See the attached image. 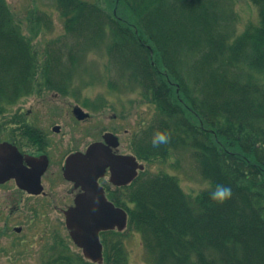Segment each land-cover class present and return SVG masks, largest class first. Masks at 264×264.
Instances as JSON below:
<instances>
[{"label":"trees","instance_id":"obj_1","mask_svg":"<svg viewBox=\"0 0 264 264\" xmlns=\"http://www.w3.org/2000/svg\"><path fill=\"white\" fill-rule=\"evenodd\" d=\"M139 1L128 5L141 20L139 37L112 25L108 33L114 38L111 60L122 64L156 100L159 118L148 136L171 133V142L159 148L148 138L141 154L165 159L170 153L189 152L210 187L191 199L166 175L140 183L132 198L131 231L134 227L143 234L156 264H264V0L260 26L233 42L227 31L217 29L222 14L212 16L204 30L197 25L209 18L210 10L203 6L207 0H185L186 6L169 22L147 17L165 14L167 0ZM58 4L69 17L70 31L81 23L74 31L81 36L102 34L92 30L84 14L98 11L102 20L98 4ZM5 9L0 5V107L12 103L27 81L33 82L32 67L38 60L32 47L21 45ZM199 9L204 16H193ZM205 115L214 124L209 129L219 131L216 136L205 129ZM216 184L232 189L223 205L209 198Z\"/></svg>","mask_w":264,"mask_h":264},{"label":"rangeland","instance_id":"obj_2","mask_svg":"<svg viewBox=\"0 0 264 264\" xmlns=\"http://www.w3.org/2000/svg\"><path fill=\"white\" fill-rule=\"evenodd\" d=\"M79 1L88 5L98 4V0ZM137 2L140 1L100 0L97 6L102 10L100 14L104 17L102 20L98 11H93L90 15L84 14L89 22L93 23L92 30H102V34L81 36L74 31H77L78 27H83L82 24L77 23L74 31H70V27H67L69 17L60 9L58 0H0V5L6 8L8 16L14 21L16 34L23 40L21 45L32 47L38 56V60H35L32 67L34 74L30 77L34 79L33 82L25 83L23 97L20 100L0 107V121H7L18 105H25L26 109L29 104H34L32 109L42 113L45 110L59 112L76 102L95 118L93 119L94 128L98 127L97 120H106L113 113L117 117L120 116L124 121L122 127L127 131L121 134L124 153L137 155L138 146L147 143V139L153 136L143 138L141 132L147 126L149 130H152L153 122L159 118L158 107L156 100L140 82L125 73L122 64L111 60L109 50L114 38L111 39L112 35L108 33L112 25L123 30L131 38L139 37L141 20L137 18V12L128 6ZM203 6L210 10L209 18H203V22H213L212 16L222 14L223 18H217V29L227 31L231 42L244 36L252 28L260 26L263 17L261 5L251 3L249 0H207L203 1ZM35 8H39V13L31 21L29 14ZM124 16L130 18L128 27L125 24L117 25L118 21L123 22ZM102 21H105L104 25L98 26L97 24H102ZM85 29H87L86 26ZM201 30L204 28L201 27ZM190 33L193 38L196 37L194 30ZM153 49L156 50L154 47ZM163 58L165 62L168 61L164 57V52H162V63L165 66ZM160 68L164 71L162 66ZM53 82V86L46 88L45 83L50 85ZM261 83H264V78H261ZM61 84L68 86L61 91L58 90L60 97L57 99L51 92H56L58 85ZM38 89L44 90L47 99H43L41 103L40 101L34 103ZM203 122L209 136H216L219 131L209 129L214 124L207 115L204 116ZM114 125L116 123L110 124L111 129L115 127ZM103 127L106 128V125L103 124ZM148 155L146 154L144 160L141 159L146 172L141 182L148 181L159 174L175 178L184 194L191 199L209 188L210 183L201 175L199 164L193 154L180 151L170 153L165 159H150ZM113 195L115 200L125 204L123 206L125 211L133 210L134 204L131 203L130 192H116ZM132 230L126 238L106 239L108 264H156V255L151 254L144 246L146 243L143 234L134 227ZM60 239L64 240L63 248L57 244ZM24 240L23 245L14 240L12 249H8L7 253L13 260L12 264H92L84 259L81 250L75 247L65 234L54 238L53 248L57 246V249H54V258L51 257L53 254L44 255V249L37 246L31 238H24ZM6 261L2 259L0 264H5Z\"/></svg>","mask_w":264,"mask_h":264},{"label":"flooded vegetation","instance_id":"obj_3","mask_svg":"<svg viewBox=\"0 0 264 264\" xmlns=\"http://www.w3.org/2000/svg\"><path fill=\"white\" fill-rule=\"evenodd\" d=\"M39 94V100L35 99L34 103L47 99L44 90ZM54 96L60 97L59 94ZM74 103L59 112L45 110L42 113L32 109L34 104H29L26 109H16L12 120L5 122L6 126H3L4 121L0 122L2 155L7 157L17 152L24 170H32L30 164L37 170H41L44 163L46 166L40 175L37 190L40 193L36 195L19 189L14 179H5L6 173H0V263L2 259H6L5 264H12V258L7 251L12 249L15 233L25 239L31 238L37 246L48 252L55 244V236L67 233L64 213L75 205L76 197L82 192L80 187H76L74 182L64 177L66 161L70 157L84 154L94 143H105L113 156L126 155L121 134L127 131L122 127L124 121L120 116L109 115L106 120H97L98 127L94 128L95 118L89 111L86 110L87 117L84 119L78 120L74 116L73 110L77 106ZM45 113L50 117L46 118L48 116ZM117 120L119 122H116ZM52 121L59 124L58 132L50 131L48 124ZM113 123L116 125L111 129L110 124ZM99 128L102 130L99 131ZM106 133L117 136L118 145L106 141ZM2 144H10L16 149L13 147L8 150L7 146L2 147ZM10 166V162L2 163V167ZM31 174L27 181L36 180V171ZM110 180L111 171L110 167H107L99 181L100 185L105 191H117L118 187L116 188ZM58 245H62L61 240Z\"/></svg>","mask_w":264,"mask_h":264},{"label":"water","instance_id":"obj_4","mask_svg":"<svg viewBox=\"0 0 264 264\" xmlns=\"http://www.w3.org/2000/svg\"><path fill=\"white\" fill-rule=\"evenodd\" d=\"M77 114L80 115V112ZM7 156L9 160H14L13 164L17 161L15 154ZM76 156L67 162L65 175L68 179H74L81 185L84 193L76 198L75 207L67 213V225L73 240L83 249L84 255L93 261H100L101 248L98 241V232L111 230L115 227L122 230L125 227L126 215L122 210L114 208L111 203L106 201L103 192L97 185L96 179L101 176V171L105 167L102 162L106 158L105 152L97 146H92L88 149L86 156L79 158ZM5 157L4 155L2 160L0 159V163ZM80 158L84 160L80 161ZM124 166H127L126 171H123ZM137 168L142 169V166H137L133 158L118 157L114 173L121 172L120 183L126 184L133 179ZM124 172L127 173L123 174ZM113 216L118 218L115 224L109 221V218Z\"/></svg>","mask_w":264,"mask_h":264},{"label":"bare ground","instance_id":"obj_5","mask_svg":"<svg viewBox=\"0 0 264 264\" xmlns=\"http://www.w3.org/2000/svg\"><path fill=\"white\" fill-rule=\"evenodd\" d=\"M249 1L251 3H254V4L263 5V2L261 0H249ZM184 6H186V1L185 0H167L166 6H164V8L166 9V13L165 14H161V13L157 14L156 12L154 14L153 13H148L147 17H148L149 20H151L153 22H157V21H161V20H165L166 22H169L172 19H174L173 15L175 13H177V12H180V10H182L184 8ZM193 16L203 17L204 16V10L203 9H199L196 13L193 14ZM127 17L128 16H124L123 19H122L123 20V24H125L126 27H128V25L130 24V20L128 21ZM196 23H197L198 26H200L202 28L207 26V23L203 22V21H196Z\"/></svg>","mask_w":264,"mask_h":264},{"label":"clouds","instance_id":"obj_6","mask_svg":"<svg viewBox=\"0 0 264 264\" xmlns=\"http://www.w3.org/2000/svg\"><path fill=\"white\" fill-rule=\"evenodd\" d=\"M171 133L166 131H156L151 139L152 146L159 148L171 142ZM232 197V189L224 184H216L209 190V198L216 204L223 205Z\"/></svg>","mask_w":264,"mask_h":264}]
</instances>
